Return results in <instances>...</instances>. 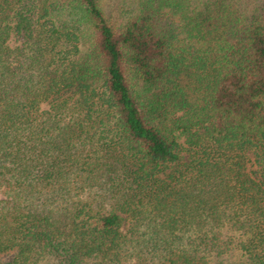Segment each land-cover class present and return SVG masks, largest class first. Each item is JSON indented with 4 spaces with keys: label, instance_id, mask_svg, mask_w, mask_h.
I'll list each match as a JSON object with an SVG mask.
<instances>
[{
    "label": "trees",
    "instance_id": "trees-1",
    "mask_svg": "<svg viewBox=\"0 0 264 264\" xmlns=\"http://www.w3.org/2000/svg\"><path fill=\"white\" fill-rule=\"evenodd\" d=\"M0 264H264V0H0Z\"/></svg>",
    "mask_w": 264,
    "mask_h": 264
},
{
    "label": "rangeland",
    "instance_id": "rangeland-1",
    "mask_svg": "<svg viewBox=\"0 0 264 264\" xmlns=\"http://www.w3.org/2000/svg\"><path fill=\"white\" fill-rule=\"evenodd\" d=\"M7 259V258H6ZM5 260V259H4Z\"/></svg>",
    "mask_w": 264,
    "mask_h": 264
}]
</instances>
